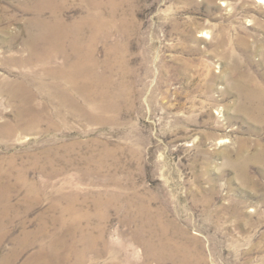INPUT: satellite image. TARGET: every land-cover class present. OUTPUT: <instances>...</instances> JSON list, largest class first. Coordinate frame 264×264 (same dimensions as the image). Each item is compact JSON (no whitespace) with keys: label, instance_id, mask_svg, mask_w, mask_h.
<instances>
[{"label":"rangeland","instance_id":"obj_1","mask_svg":"<svg viewBox=\"0 0 264 264\" xmlns=\"http://www.w3.org/2000/svg\"><path fill=\"white\" fill-rule=\"evenodd\" d=\"M56 17L87 18L75 85L30 36ZM64 243L66 264H264V0H0V264Z\"/></svg>","mask_w":264,"mask_h":264},{"label":"bare ground","instance_id":"obj_2","mask_svg":"<svg viewBox=\"0 0 264 264\" xmlns=\"http://www.w3.org/2000/svg\"><path fill=\"white\" fill-rule=\"evenodd\" d=\"M92 1H94V0H92ZM54 19L55 20L52 21V23H51V22H48V21L40 18V23L42 25V27H41L42 32H40L39 35L34 36V34L31 33L32 32L31 31L30 36L35 41H40L43 38H45V36L48 39L52 40V41H50V43H51V46L52 45L55 46V50H53L54 48H52V47H47L45 50V53H44V56H47L50 59H51V56L53 58H56L58 53H60V54L65 53V55L67 57L66 62L64 63L62 68H60L58 73L61 74L63 77H66L68 82H70L72 85H75L76 81L78 82L79 79H81L83 81L84 76L88 79V75L85 71V69H86L85 66L89 61L92 60V51H93L92 41H90L89 43H86L84 41L82 34L80 33L82 24L87 21V18L82 19L76 26H74V30H73L72 35L69 32V30L71 29V27L69 25H66V23L60 17H58V18L56 17ZM66 27H67V31H68L67 34L60 32V31H54L55 28L65 29ZM34 44H36V43L34 42ZM68 47H71L75 51V53H74L75 57L73 59H71L70 56L66 53ZM58 90L62 91L64 97L68 96L66 94L67 91L65 89L60 90V87H58ZM85 96L89 97V94L87 95L85 93ZM163 240H165L163 245L168 246L170 243L169 240L167 238H165ZM146 242H148V241L146 240L145 243ZM25 246L26 245L23 242L22 249L25 248ZM50 248H52L53 257L57 258L56 260L59 261L60 264H66L67 263L68 253H66L65 251H61L62 249L70 250L67 247V243H64L62 248L55 247V246H50ZM4 264H14V261H12L9 258L8 259L5 258Z\"/></svg>","mask_w":264,"mask_h":264}]
</instances>
